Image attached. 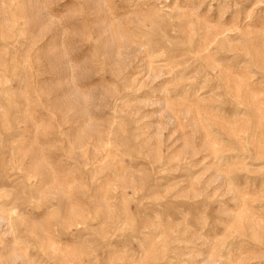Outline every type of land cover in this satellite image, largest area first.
<instances>
[{
  "label": "rangeland",
  "instance_id": "374dc122",
  "mask_svg": "<svg viewBox=\"0 0 264 264\" xmlns=\"http://www.w3.org/2000/svg\"><path fill=\"white\" fill-rule=\"evenodd\" d=\"M0 264H264V0H0Z\"/></svg>",
  "mask_w": 264,
  "mask_h": 264
}]
</instances>
